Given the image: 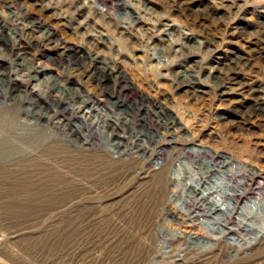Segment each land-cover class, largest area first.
<instances>
[{"label":"rangeland","instance_id":"374dc122","mask_svg":"<svg viewBox=\"0 0 264 264\" xmlns=\"http://www.w3.org/2000/svg\"><path fill=\"white\" fill-rule=\"evenodd\" d=\"M212 6L218 7L215 15L200 26L197 21ZM63 46L122 70L124 80L105 77L98 85L86 75L88 60L83 64L71 53L75 63L69 65L57 57ZM11 47L14 55L3 50ZM9 68L18 98L25 88L47 91L52 101L76 96L75 107L90 102L83 114L105 135V119H118L127 135L148 130L138 105L160 102L158 119L174 125L172 141L178 142L172 151L164 129L150 128L164 143L165 156L148 161L158 171L167 167L164 187L134 165L142 157L135 149L113 154L116 162L105 171L100 164L105 150L116 151L114 138L98 137L95 151L78 154L81 168L97 173L84 181L91 193L83 190L81 201L0 200V264H264V109L253 93L258 88L264 99V0H0V72ZM40 69L64 73L70 93L46 83ZM231 73L235 81L227 82ZM187 82L194 85L179 87ZM14 110L21 125L58 140L53 125ZM136 120L141 124L134 126ZM138 142L148 145L143 135ZM201 148L230 161L213 166L208 156L184 154ZM238 178L245 197L235 202L230 194ZM93 194L100 198L84 200ZM193 198L233 208L253 232L216 229L212 215L187 209ZM171 255L179 262H166Z\"/></svg>","mask_w":264,"mask_h":264},{"label":"bare ground","instance_id":"6f19581e","mask_svg":"<svg viewBox=\"0 0 264 264\" xmlns=\"http://www.w3.org/2000/svg\"><path fill=\"white\" fill-rule=\"evenodd\" d=\"M73 3H75V1H73ZM72 5V3L69 4V6ZM186 8L188 7H185V9ZM215 8L217 9L218 7L212 6L208 8L202 14L201 21H197V23L201 26L207 21L208 18L214 16ZM238 27L239 26L235 27V29L237 30ZM51 35L52 33L49 31V33H47V38H50ZM63 47L66 50L57 52V57L66 59L67 64L69 65L72 62L73 64L75 63L74 59H72L71 53L80 56V59L77 58V60H79V62H83V64H85L88 60L90 66L89 69H87L88 71H86V75L92 80H96L98 85L104 84L102 79L105 77L113 78L115 82L117 80L118 82L119 80H124L125 75L122 70L118 68L114 69L115 67H108L106 63L99 61L95 55H90V53L86 54V52L78 50L77 48L71 49V47ZM3 50H6L9 55L15 54L12 47L4 48ZM6 64H8V62H5V65ZM71 68L76 71L79 70L75 66H72ZM44 70L45 69L37 70V73H42L46 76L44 77L46 83L57 85L67 93H70V86H66L69 79L63 77L64 73L51 74L48 72L45 73ZM235 78L236 77L231 73V77L227 78V82L235 81ZM25 83L28 84L29 82ZM198 83L200 86L204 85L201 81H198ZM14 84L12 68L0 72V200L45 203L56 202L55 200L58 199L57 201H60L63 204L73 203L78 200L81 201L82 195H84L83 190H86V193H91L90 187L86 188L83 186V184H86L84 181L89 178L95 180L96 178L93 177L96 172L94 171V175H92L91 171L93 169L91 170L90 168H81L79 163L80 161H78V156L82 152L98 147L100 145V140L98 137H100V139L102 137L103 139L107 140V142L111 140V138H114L113 143L115 146L113 147L116 151L114 153H110V151L105 150L103 153L105 157L104 160L101 161L100 165L102 168L106 169L105 171H109L110 168L114 166L112 163L116 162L113 154L117 155V157H120L130 149H135L142 156L141 159L136 161L134 164L141 170V173L146 178L151 177L150 179L154 181V185L157 187H164V185L168 182V178L166 176L167 167L162 171H158V169H155L156 166H150L148 163L149 159L154 157V155L165 156V148L162 147L164 144L163 141H172L174 138L172 133L176 131L174 130V125L161 122L158 119V115L162 112V109L159 110L162 103L152 102V104L149 106H144L142 103L138 105L139 110L145 111L141 116V119L144 120L143 123H145L146 129H148L146 131L141 128L140 131H131V133H128L129 135H127L126 132L121 129L119 122H115L119 121L118 119L115 121L105 119L104 126L106 129H110L108 136L103 133L104 131L101 132L96 130L94 126L88 121L87 114H83V107L89 106V110L91 109L90 102H83L82 108H79L74 106L76 96H70L69 99L56 98L55 101H52L46 97L47 91H37L33 88H25L24 94L22 93L23 95H21V97L19 96L20 98H18V96L15 94L16 87ZM193 85V83L190 84L187 82L186 84L179 85V87H191ZM128 86V84L124 83L125 88H128ZM253 93L255 95L254 100L256 105L260 107V111L263 110L264 99L260 98V90L258 88H253ZM107 101L110 102L111 105L113 104L114 107L118 108L120 106L118 100L108 99ZM44 102H48L50 104L46 105ZM16 107L19 108L18 114H20L21 117L29 116L31 119L35 118L36 120H43V122L45 121V123L53 125L57 131L56 137H58V140H55L53 136L47 133L45 130L36 131L31 127L21 125L22 119L19 120L16 118V113L14 110ZM39 109H43L45 112L41 113ZM139 110L134 113L135 116H138L137 114L140 113ZM150 111H155L153 114L156 116L151 115ZM53 120H55V122ZM136 121L137 122L134 123V126L141 124L138 122V120ZM75 123H77V125ZM152 126L164 129L165 133H163V136L168 134L167 138L165 137L163 141L162 139L160 141V133L150 132V128ZM65 131H68L70 136L75 137V140L71 141L68 139L69 137L66 138V136H64ZM141 135L146 137L148 145L140 144L138 142V137ZM172 142H174V144L171 146L173 151L174 149H177L175 144L178 141L174 139ZM184 154L192 155L196 158L208 156L210 159L209 161L212 162L213 166L220 164L223 165L227 160L230 161V158L224 154L209 155L211 153L204 148L195 151L193 154L188 151H185ZM194 159L195 158H193V160ZM99 169L101 170V168ZM243 185L244 180L242 178L235 179V184L230 194L231 200L239 202L245 197V191L242 188ZM78 187L81 189L75 190V195H69V190L77 189ZM190 190L196 198L198 195L197 189L190 187ZM6 192L7 194L5 195L1 194ZM99 198L100 195L96 197L93 194L91 197L87 195L84 197V200H98ZM195 198L188 200L185 203L187 209L193 213H196L197 215L199 214L207 217L212 215L211 219L216 225V229L225 230L228 234H236V231L242 230L246 231L247 233L253 232L252 228L246 226L245 223L236 218L234 215L236 212L233 208H229L223 203L218 204L209 202L208 206L203 205L199 201L201 198H199V200H196L197 198ZM99 215L100 214H97L96 216L93 215V219H98ZM170 215L175 220H179V217L174 211H171ZM168 259L169 260L165 259V261L167 260L166 262L168 263H171L172 261L179 262L180 260L176 259L174 255H171V257H168Z\"/></svg>","mask_w":264,"mask_h":264}]
</instances>
